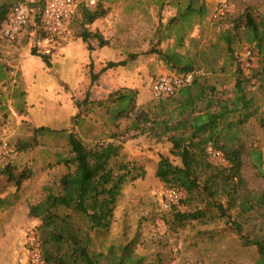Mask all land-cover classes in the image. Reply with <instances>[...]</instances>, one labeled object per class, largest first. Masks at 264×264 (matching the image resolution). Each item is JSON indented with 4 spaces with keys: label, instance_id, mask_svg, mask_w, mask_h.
I'll return each mask as SVG.
<instances>
[{
    "label": "rangeland",
    "instance_id": "374dc122",
    "mask_svg": "<svg viewBox=\"0 0 264 264\" xmlns=\"http://www.w3.org/2000/svg\"><path fill=\"white\" fill-rule=\"evenodd\" d=\"M20 1L23 0H0V6L10 8ZM202 1L207 6L205 15L194 21L192 29L188 21L184 22L183 32L168 23L178 14L179 6L186 4L185 0H99L106 15L87 28L92 32L100 30L109 45L99 48L94 41L92 51L77 36L85 28L80 7L67 28L47 44L33 19L17 41L0 38V141L6 140L15 148L11 156L0 159V200L4 201L0 209V264L42 263H35L29 251V238L33 234L39 236V221L29 216V209L46 197L49 188L56 190L64 174L75 171V166L58 161L60 155L68 154L66 136L71 131L90 147L112 145L107 168L126 176L109 230L95 236L98 249L106 250L111 244L117 246L138 235L139 251L149 264H158L159 258L165 264H264L257 248L244 246L232 227L221 219L207 224L194 222L178 232L170 230L164 219L169 208H163L161 196L165 186L155 171L161 154L175 162L179 160L170 153L168 135L159 138L149 130L142 134L131 128L135 115L142 112L150 118L149 128L154 126L153 120L174 122L180 118L181 97L177 91L156 97L152 89L158 77L176 73L152 51L173 47L180 34L184 33V39L176 50L198 67L194 72L199 76L198 86L204 89L206 98L214 100V110L219 102L236 97L239 64L246 78L261 68L257 49L246 41L245 33H230L234 57L224 38L248 8L258 21H264V0ZM225 3L229 10L217 15ZM69 46L72 54L67 56L65 50ZM247 50L253 51L248 67L244 65ZM92 53L94 57H89ZM42 56L48 58L49 65ZM121 60L127 61L126 66L109 69L91 81V62L97 73L106 62ZM127 89L137 91L135 111L131 117L117 120V125L110 124L108 113L99 102L111 106L107 100L110 93ZM88 91L89 103L81 107L76 125L75 115L80 111L76 104L85 99ZM246 93L253 102V116L240 135L246 146L242 175L247 189L264 198V163L261 173L252 156L253 150H260L264 158V129L260 123L264 119V82L251 78ZM205 104L204 99L197 102L198 108ZM39 126H48L58 133L37 136L31 149L20 150L21 142L34 140L33 129ZM157 132H161L160 127ZM26 171L31 176L17 189L10 173L18 176ZM91 205L92 201H87V206ZM251 214L255 227L246 226L244 231L263 234L264 206ZM38 241L40 245L39 238Z\"/></svg>",
    "mask_w": 264,
    "mask_h": 264
},
{
    "label": "trees",
    "instance_id": "16d2710c",
    "mask_svg": "<svg viewBox=\"0 0 264 264\" xmlns=\"http://www.w3.org/2000/svg\"><path fill=\"white\" fill-rule=\"evenodd\" d=\"M185 1L186 4L179 6L178 14L168 23L171 28L179 27L183 32L186 31L184 22L188 21L189 29H192L194 21L198 17L202 18L207 11L202 0ZM42 4L40 0L36 5L37 23ZM8 10L7 6H0V28ZM80 10L85 28L77 36L87 44V49H94V41L98 42L99 48L109 45L100 30L92 32L87 28L103 18L106 11L99 4L95 9L80 5ZM232 32L236 35L245 33L246 41L250 45L254 44L253 48L257 49L262 64L248 78L240 64H237L234 99L219 102L218 109L214 110V100L206 98L204 89L199 88V76L196 74L190 85L177 90L181 97L178 120H153L154 126L149 128L147 123L150 118L147 113L142 112L135 115L131 128L142 134L149 130L159 138L168 135L172 144L170 153L179 160L175 162L168 155L161 154L155 171L156 177L166 188H175L184 196L169 207L170 213L164 217L171 231L185 230L194 222L207 224L221 219L232 227L244 246L256 247L264 257V233L244 231L246 226L255 227L251 213L264 206V198L247 189L242 175L246 146L240 137L245 123L253 116V102L247 96L246 86L251 78L264 82V21H258L253 10L248 8L233 22V27L227 31L224 40L234 57L235 50L230 37ZM183 35L184 33L179 35L178 42L173 47L153 50L152 53L157 54L170 70L177 73L195 72L198 67L193 60L176 50V47L182 46ZM42 57L49 65L48 58ZM126 64V60L108 61L95 73L94 63L91 62V81L94 82L109 69L124 67ZM196 89L198 90L194 93ZM89 96L88 91L85 99L76 104L80 108L75 115L76 125L81 118V107L89 103ZM136 97L137 91L134 89L117 90L110 93L107 99L111 106H106L105 102H99V106L108 113L109 123L117 125V120L131 117L130 114L136 108ZM203 99L207 104L198 108L197 102ZM260 123L264 129V119ZM157 127H160L161 132H157ZM61 131L64 133L66 130ZM33 132L34 140L21 142L20 150L31 149L37 142V136L58 133L48 126L35 127ZM66 139L68 154L60 155L58 161L67 166H75V171L64 174L57 189L49 188L46 197L29 209V216L39 221L36 229L40 240L41 264H149L146 256L139 251L138 235L120 245L111 244L106 250L98 249L95 245V236L109 230L117 198L126 178L125 174L115 173L112 168H107L113 146L90 147L72 131L67 133ZM209 147L221 152L226 163L217 164L210 159L207 151ZM252 156L254 166L262 173L263 152L253 150ZM30 176V171L18 176L10 173V180L19 189ZM87 199L92 201L91 206H87ZM3 204L4 201L0 200V209ZM182 206L185 207L184 210ZM161 261L159 258L157 263L165 264Z\"/></svg>",
    "mask_w": 264,
    "mask_h": 264
},
{
    "label": "built area",
    "instance_id": "2783aa9c",
    "mask_svg": "<svg viewBox=\"0 0 264 264\" xmlns=\"http://www.w3.org/2000/svg\"><path fill=\"white\" fill-rule=\"evenodd\" d=\"M40 0H23L13 4L1 24L0 38L8 42H15L30 26L32 19L35 20L36 5ZM39 22L35 25L43 33L42 41L49 43L51 39L60 35L68 23L75 17L80 5L96 7L99 0H42ZM229 10L228 5L223 4L218 10L217 15H224ZM253 51L247 50L244 53V65L249 66V60ZM195 79L194 72L174 73L158 77L153 85V93L156 97L173 94L178 89L190 85ZM208 154L213 160L226 162L222 153L208 148ZM15 148L6 140L0 141V159L11 156ZM163 208L168 209L172 204L180 201L183 193L175 188H164L161 191ZM29 251L35 263L42 261L38 238L33 234L29 238Z\"/></svg>",
    "mask_w": 264,
    "mask_h": 264
},
{
    "label": "crops",
    "instance_id": "0c3cea01",
    "mask_svg": "<svg viewBox=\"0 0 264 264\" xmlns=\"http://www.w3.org/2000/svg\"><path fill=\"white\" fill-rule=\"evenodd\" d=\"M82 43V42H81ZM65 50V49H64ZM65 53H66V55L67 56H69L70 54H72V51H71V47L69 46V47H66V50H65ZM89 55V57H94L93 55V53L92 54H88ZM62 78H59V82H60V80H61ZM55 85V87H56V84H54Z\"/></svg>",
    "mask_w": 264,
    "mask_h": 264
}]
</instances>
